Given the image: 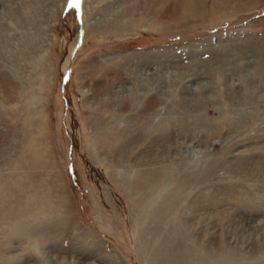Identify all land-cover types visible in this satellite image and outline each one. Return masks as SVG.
<instances>
[{
  "label": "rangeland",
  "instance_id": "obj_1",
  "mask_svg": "<svg viewBox=\"0 0 264 264\" xmlns=\"http://www.w3.org/2000/svg\"><path fill=\"white\" fill-rule=\"evenodd\" d=\"M0 264H264V0H0Z\"/></svg>",
  "mask_w": 264,
  "mask_h": 264
},
{
  "label": "bare ground",
  "instance_id": "obj_2",
  "mask_svg": "<svg viewBox=\"0 0 264 264\" xmlns=\"http://www.w3.org/2000/svg\"><path fill=\"white\" fill-rule=\"evenodd\" d=\"M181 4L182 5L178 4L177 7L175 6V9L177 8L175 11H178V13L177 12L176 13L180 16V20L186 21L188 23V21H192L195 18L203 17L202 12L199 10L200 8L198 6V3L193 2V1H186V2L181 3ZM175 16H177V15H175ZM180 22L181 21H179V23ZM182 23H184V22H182ZM202 91H204L203 88H202ZM202 91H200V92H202Z\"/></svg>",
  "mask_w": 264,
  "mask_h": 264
}]
</instances>
